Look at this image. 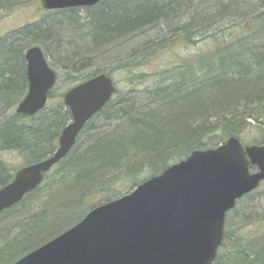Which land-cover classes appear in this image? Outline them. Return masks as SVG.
<instances>
[{
	"label": "trees",
	"instance_id": "trees-1",
	"mask_svg": "<svg viewBox=\"0 0 264 264\" xmlns=\"http://www.w3.org/2000/svg\"><path fill=\"white\" fill-rule=\"evenodd\" d=\"M23 1L0 0V14ZM53 14L52 20L0 38V153H18L24 165L50 157L71 121L60 99L34 117L16 114L28 91L29 48L43 49L57 72L88 68L93 61L113 63L70 80L77 85L131 70L136 60L143 64L197 39L211 40L212 46L150 76L130 77L134 86L151 78L146 94L118 91L42 186L0 214V264L16 263L81 222L104 204L100 201L130 193L193 151L215 149L253 126L263 132L253 144L264 146V0H102L92 8ZM56 97L64 94L53 90L49 101ZM100 119L103 124L93 129ZM18 169L0 159V189ZM262 190L237 206L264 201ZM261 206L251 203L245 222H264L254 211ZM226 236L217 262L228 254L225 264H264V234L249 248L236 242L235 253L229 252L234 233Z\"/></svg>",
	"mask_w": 264,
	"mask_h": 264
},
{
	"label": "water",
	"instance_id": "water-1",
	"mask_svg": "<svg viewBox=\"0 0 264 264\" xmlns=\"http://www.w3.org/2000/svg\"><path fill=\"white\" fill-rule=\"evenodd\" d=\"M48 11L94 7L102 0H40ZM28 92L16 113L45 109L57 82L39 47L27 50ZM117 93L113 79L98 75L64 96L72 121L47 159L20 169L0 189V214L38 189L74 149L86 124ZM256 172L251 173L250 168ZM264 182V146L244 147L231 137L216 149L185 160L130 194L92 210L80 223L14 264H215L226 244V216Z\"/></svg>",
	"mask_w": 264,
	"mask_h": 264
},
{
	"label": "rangeland",
	"instance_id": "rangeland-1",
	"mask_svg": "<svg viewBox=\"0 0 264 264\" xmlns=\"http://www.w3.org/2000/svg\"><path fill=\"white\" fill-rule=\"evenodd\" d=\"M21 1L23 0H16V2H21ZM197 1H203V0H197ZM53 12L54 11L44 10L41 6L40 0H24L22 4L15 7L14 9H9L8 11L3 12V14H0V38L26 25L40 22L43 19L52 20L55 18ZM211 46H212L211 40L203 41L202 39H197L195 40L194 45L189 44L187 47L177 46L170 50H164L162 52H159L157 56L151 57L147 62H144L143 64L138 60H136L135 62L137 64H135L131 70L129 69L117 70L114 73H112V78L119 92L127 93L128 95L130 93H133L135 94V96L145 95L146 93H144L143 90L149 86L151 78L146 79V81L143 82L142 84H138L139 81L134 82L137 83V85L134 86L133 82L130 81V77L140 76V75L150 76L155 72L162 71L164 69L171 67L172 65L178 64L181 61L186 60L187 57L190 58L194 54L207 51L210 49ZM100 62L93 61L91 66H89L88 68L81 66L80 70L78 71L71 70L68 72H64L63 69L62 71L58 70V72L61 73V76L59 75V79L55 87L54 94L55 95L65 94L70 87H73V85L76 84V83L74 84L71 83L72 81L70 80H72L73 78L90 76L98 66L106 65V67H111L113 64L110 61L101 62V63ZM59 99L63 101V98L56 97L55 99H51L49 101L48 106L53 105L54 102H58ZM98 124L99 125L103 124V122H101V119L95 120V124H93L92 128L95 129L97 126H99ZM259 129L260 128L253 126L241 134L240 139L245 146L251 145L256 139H260L263 132L262 130ZM0 159H2L4 162L9 164L11 167L20 168L24 166L23 158L18 153L15 152L0 153ZM262 187H264V184L262 185ZM114 189H121V188L115 187ZM262 192H264V190H262L260 193ZM255 195L256 192L252 196ZM108 199L112 200L114 199V197L110 196ZM100 202L105 204L108 201H100ZM251 203L262 204L259 210H254V211H256L255 215L258 214L261 215V218L263 217L264 220V201L261 200V197L256 201H245L243 204H240V206L239 205L236 206L235 209L232 210L226 218L225 231L234 233L233 240L230 243V248H229L230 253H235L236 249H233V246H235L236 244H237L236 246L239 245L242 246V248L243 247L249 248L256 241L257 237L255 236H261L264 234V222L258 221V219H256V222L249 224L244 220L247 218V214L250 212ZM228 259H229V255L226 254L221 258L220 261L217 262L218 260L217 259L216 262L217 264H225Z\"/></svg>",
	"mask_w": 264,
	"mask_h": 264
},
{
	"label": "flooded vegetation",
	"instance_id": "flooded-vegetation-1",
	"mask_svg": "<svg viewBox=\"0 0 264 264\" xmlns=\"http://www.w3.org/2000/svg\"><path fill=\"white\" fill-rule=\"evenodd\" d=\"M13 178H14V175L12 176V179H10V181H9V182H11V181L13 180Z\"/></svg>",
	"mask_w": 264,
	"mask_h": 264
}]
</instances>
